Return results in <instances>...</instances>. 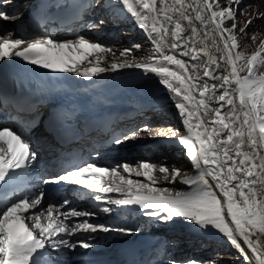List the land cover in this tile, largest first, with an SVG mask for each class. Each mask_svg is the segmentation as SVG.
<instances>
[{"label": "snow or ice", "instance_id": "snow-or-ice-1", "mask_svg": "<svg viewBox=\"0 0 264 264\" xmlns=\"http://www.w3.org/2000/svg\"><path fill=\"white\" fill-rule=\"evenodd\" d=\"M8 3L0 0V20L18 19L4 10ZM116 3L149 40L151 48L144 57L136 56L143 46L133 44L119 51L124 60L103 66L106 53L117 54L109 41L5 32L0 35V61L20 60L89 80L122 69L155 76L171 95L183 133L170 126L145 125L121 133L113 143L144 134L175 138L192 173L149 160L109 165L82 160L42 183L74 185L95 207L80 208L68 197L45 206L48 194L33 191L38 153L24 132L0 125V264H59L56 256L61 252L94 248L101 234H131L132 227L96 219L101 212L110 214L113 205L136 206L144 216L164 223L183 219L202 230H215L244 264H264V71H259L264 67V39L248 53L241 50L237 34L247 35L249 26L264 20V12L250 4L241 7L244 0ZM240 16L248 17L243 25ZM257 38L253 33L251 40ZM84 62L90 67H82ZM59 120L53 113V123ZM224 260L218 254L209 261L169 259L168 264Z\"/></svg>", "mask_w": 264, "mask_h": 264}, {"label": "bare ground", "instance_id": "bare-ground-1", "mask_svg": "<svg viewBox=\"0 0 264 264\" xmlns=\"http://www.w3.org/2000/svg\"><path fill=\"white\" fill-rule=\"evenodd\" d=\"M48 1L51 9H60L73 4L75 0ZM223 1L226 0H220L221 3H223ZM92 2L93 0H85L82 4V11L78 13L76 21L69 27L56 29L53 26L47 27L44 25L40 29H35L31 22L30 12L37 10L40 7L38 2L36 0H10V3L4 6V10L17 15L18 19L8 21L0 20V35L5 34V32H10L15 37L29 38L47 34H52L58 37L67 36L69 38H73L76 35H84L86 38L95 37L98 40L102 39L109 41L117 50V54L114 56L112 53H106V60L103 62V66H107L113 60L116 62L124 60L125 57L120 56L119 51L133 44H141L143 46L142 50L136 52V56L137 58L144 57L150 50L151 44L143 30L136 25L135 21L129 15L121 11L116 0H100L101 6L97 10L95 8L92 9ZM101 8L102 10H100ZM83 11L84 14L82 15ZM85 11L88 13L86 14ZM260 11L264 12V8L260 7ZM247 18L248 17H246V19ZM100 20H104L103 25L99 24ZM241 21L242 23L244 22L243 19H241ZM86 24L88 25L86 26ZM93 24H96V27H92ZM254 26L262 32L258 35L256 42L251 40L250 36L252 35L245 37L246 35H240L237 33L241 50L248 53L255 50L260 39H264V20H260L255 22L254 25L249 26L247 34L251 30L252 32L250 33L252 34L259 32L253 30ZM104 30H107V34L102 33ZM120 35L121 38L119 39ZM8 62L9 61H0V66H5ZM81 66L90 67L87 62H84ZM259 71L264 70L260 69ZM59 74L65 81L81 79L87 84H101L112 81L114 86L121 85L123 91L127 93L133 92L137 87H143L141 92L134 93L129 100L124 101L116 107L118 108V112L111 115V118L117 119L118 122L116 124H110L109 130L92 131L87 133L86 137L76 145L88 152V161L90 162H96L99 165H106L108 160H112L108 156L111 154V151L113 152V148L110 147V149L107 148L106 150L104 149V146L114 144L113 139L116 136H120L124 131L140 128L139 123L148 116L147 112L152 109H154L152 113H156V110H161L157 115L160 118V122L165 123V120H168L162 114H171L174 121L179 126V129H181V132L183 133L184 131L180 116L174 107V102L170 93L163 85L158 83L156 77L153 75H145L139 69H122L115 72H107L100 74L97 77H93L90 80L78 77L72 73ZM45 117L46 115H44V118ZM28 120H30L29 117L25 118L17 114L9 104L3 103L0 99V125L6 123L7 125H12L14 128L24 132L25 136L30 140L33 149L38 153V158L34 162L32 169L33 172H38L34 179L36 182L35 189L38 191L43 189L48 194V190L52 186L60 187V191L57 194L52 195L53 199L56 201L55 203L68 197L73 200L75 206L80 208L85 206L95 207V202L91 201L89 198L84 199L83 196H80L77 187L74 185H44L42 183L43 179H46L52 174L50 172L53 171L49 169V166L51 164H57V162L52 161L56 156L61 155V146L54 140L49 131L43 127L42 122L39 123L36 128L29 129L26 125ZM144 138L146 140L148 137L141 136L139 139L143 141ZM146 141L147 142L142 143L138 142L139 144L147 143V146L142 150L144 156H149L153 153L167 154L168 152L169 155H174L175 153L180 155L181 151L184 152L183 148L176 142L175 138L166 139L164 137H149ZM173 147H175L176 150L172 149ZM128 152L136 153V151L133 150ZM183 156L186 161L182 169L191 174L192 168L185 156V152ZM179 185L180 184H176L175 187L179 188ZM112 208L113 211L110 214L101 212L96 219L110 225H126L132 227L134 231L131 234H120L116 232L101 234L100 239L97 241V246L94 248H77L73 251L61 252L56 256L59 264H125V262L119 260L121 246L142 234L159 236L161 239L159 244L154 245L145 251L143 255L144 264H158V262L168 264L167 259L170 257L171 259L176 260L182 257L180 252L175 251L174 248L176 247H173L172 244H168L169 242L167 243V241L174 239V237L177 236L185 237L188 234L209 239L213 243L217 242V244L227 245L229 248L233 249L238 256L237 251L231 246L227 239L215 230H202L194 223H188L183 219L167 222L170 224L168 227L163 226L160 224L162 222L157 221L154 218L145 216L143 221L133 223L134 221H129L126 217L122 216H127L129 214H133V216L143 215L138 207H117L113 205ZM239 260L244 264L242 257H240Z\"/></svg>", "mask_w": 264, "mask_h": 264}, {"label": "rangeland", "instance_id": "rangeland-1", "mask_svg": "<svg viewBox=\"0 0 264 264\" xmlns=\"http://www.w3.org/2000/svg\"><path fill=\"white\" fill-rule=\"evenodd\" d=\"M93 2H92V9L95 8L97 10L101 6L100 0H93ZM225 2L226 1H223V3H225ZM249 4L255 8L257 6L259 11H260V7L264 8V0H244V4L241 5V7H244L245 5H249ZM100 10H102V8ZM260 12H263V11H260ZM87 13L88 12H86V14ZM241 19H243L245 21L246 16H240L239 17L240 23H241V25H243ZM258 21H260V20H257L256 22H258ZM88 24H89V22H88ZM88 24H86V26ZM256 29H257L256 26H254L253 30L259 31L258 35H260L262 32L260 31V29H257V30ZM250 32H252V30L249 31L245 37L252 35V33H250ZM102 33L107 34V30H104V32L102 31ZM120 38H121V35H120L119 39ZM263 68H260V69L264 70ZM156 109H159V108H156ZM153 110L154 109L148 111L147 112L148 116L145 117V119L141 123H139L140 128L144 127L145 125H149L153 128L166 127V126H170L172 128H179V126L176 124V122L174 121L171 114L170 115L169 114H167V115L162 114L166 117V119H168V120H165V123H164V122H160L159 121L160 118H159V116H157L161 112V110H156L155 111L156 113H152ZM3 125H7V124L3 123ZM130 131L131 130L124 131V133L130 132ZM143 136L148 137L146 140L149 139V136L147 134H144ZM144 140H145V138L143 139V141L139 138H135V139H130V140L126 141L125 143H122L119 145H117V144L105 145L104 149H106V150H107V148L110 149V147L113 148V152L111 151V154L108 156L112 160H108L106 165L121 164L125 161L135 164L137 161H140V160H149V161H154V162H165L168 165H178L181 168H183V165L185 164V161H186L185 157L183 156L184 152L181 151L180 155L177 153H175L174 155H172V154L169 155V152H168L167 154H154L153 153L152 155L144 156V153L142 152V150L147 146V143L146 144H139L138 143V142H141V143L147 142L146 140L145 141ZM172 149L176 150L175 147H173ZM130 150L136 151V153L128 152ZM163 156H164V158H163ZM188 174H190V173H188ZM178 187L184 188L185 186L179 185ZM109 195H112V196L116 195L117 196L118 194H109ZM83 198L88 199L87 196H85ZM47 202H50V201L47 200L45 203V206L47 205ZM122 217H126V219H128L129 221H131V220L134 221L133 223L141 222L144 219V215L133 216V214H129L127 216H122ZM139 217H140V219H139ZM160 224H162L165 227H168L170 225L168 223H163V222ZM171 240L167 241V243L169 242L168 244H172L173 247H176V248H174L175 251L181 253L182 257L177 259V260L180 259L179 261H184V260H186V258H195L198 261H209V260L214 259L218 254H223L225 257V260L222 261L221 264H242L241 260L237 259V255L233 251V249L229 248L227 245L217 244V242L213 243L209 239H205L203 237H198V236H195L192 234H188L185 237L177 236ZM169 259H171V257ZM169 259H167V261H169Z\"/></svg>", "mask_w": 264, "mask_h": 264}]
</instances>
